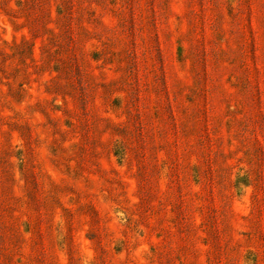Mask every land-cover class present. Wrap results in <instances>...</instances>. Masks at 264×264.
Here are the masks:
<instances>
[{
	"label": "rangeland",
	"instance_id": "374dc122",
	"mask_svg": "<svg viewBox=\"0 0 264 264\" xmlns=\"http://www.w3.org/2000/svg\"><path fill=\"white\" fill-rule=\"evenodd\" d=\"M0 264H264V0H0Z\"/></svg>",
	"mask_w": 264,
	"mask_h": 264
}]
</instances>
